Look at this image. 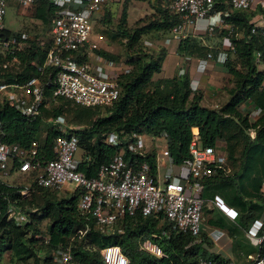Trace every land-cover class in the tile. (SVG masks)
I'll list each match as a JSON object with an SVG mask.
<instances>
[{"label": "trees", "instance_id": "obj_1", "mask_svg": "<svg viewBox=\"0 0 264 264\" xmlns=\"http://www.w3.org/2000/svg\"><path fill=\"white\" fill-rule=\"evenodd\" d=\"M150 4L155 9L156 18L145 25L133 30L118 27L110 34L104 33L111 41H124L123 63L129 67V71L118 81V99L105 109L102 116L93 118V109L72 105L61 97L52 99L51 89L44 87L48 106L43 109L41 117L26 120L17 111L0 104L1 140L5 144L24 148L36 141L40 146L39 154L47 160L52 159L51 143L58 133L52 127L49 128L44 119L64 115L67 122L86 126L77 132L78 150L82 151L77 171L87 178H93L99 167L107 164L120 147H123V157L127 162H147L150 173L155 174L152 155L140 157L130 154L120 143L114 147L105 145L103 139L110 133H144L153 138L164 137L172 163L180 164L189 160L188 145L195 128L201 146L224 144L227 161L233 167L229 174L217 170L206 179L202 183V198L212 199L218 195L228 205L238 208L242 217L236 218L235 222L243 228L245 223L259 217L264 209V196L260 192L264 178V71L256 70L254 62L255 53H259L264 65V38L248 34L249 14L246 11H234L225 20L234 31H241L244 36L231 38L233 51L228 54L223 65L232 81V86L227 90L228 100L219 108L209 109L200 105L201 95L197 90H190L185 75L176 74L167 80L151 81L152 75L160 71L166 52L162 51L154 57L144 53L140 38L149 33L167 37L177 18L159 2ZM55 8L42 0L33 9V17L42 25H49ZM19 32L23 31L15 33L5 30V35ZM202 40L184 38L177 43L176 53L180 56L204 57L207 51L213 49L204 45ZM47 47L48 39L44 42L29 39L28 48L24 50V64H19L16 74L12 71L0 75V78L10 82L15 77L21 83L35 76L34 64L42 63ZM95 53L108 60H118L106 52L98 50ZM240 105L259 110L257 120L249 123L247 114H241ZM248 129H253V139L249 138ZM32 186L37 188L40 203L35 201L33 192L29 198L20 200L15 189L0 182V264L5 252H8L10 262L13 260L23 264L31 260L37 264L39 251L48 252L58 246H69L73 258L79 264H101L99 252L107 246H118L128 264H196L199 258H220L207 251L210 243L206 237L192 238L179 234L159 218L124 217L116 223L112 234H101L89 220L79 215L76 208L77 192H67L66 196L56 199L48 193L61 191ZM7 202L35 209V212L29 213L30 221L16 226L7 220ZM42 220L48 221L45 240L38 237L37 225ZM232 227L236 231V227ZM84 229L87 231L83 235H77L78 231ZM162 231L166 232L167 237L161 235ZM144 239L156 244L164 257L142 252L138 241ZM70 242L72 244L69 245ZM259 250L264 251V240ZM43 264L54 263L47 257Z\"/></svg>", "mask_w": 264, "mask_h": 264}, {"label": "built area", "instance_id": "obj_2", "mask_svg": "<svg viewBox=\"0 0 264 264\" xmlns=\"http://www.w3.org/2000/svg\"><path fill=\"white\" fill-rule=\"evenodd\" d=\"M42 0H0V75L11 73L24 64V50L28 48V36L25 32L5 35L4 16L9 3L24 14L35 8ZM64 1V0H63ZM63 1L61 2L63 4ZM120 0H68V4L54 12L47 32L48 47L43 61L35 65L36 75L24 82H5L0 78V104L17 111L26 120L41 117L48 102L44 96V87L51 89L52 99L61 97L72 105L94 110V117L104 114L118 99L120 87L118 81L129 71L122 61L108 60L95 53V41L92 39V21L109 2ZM148 3L159 2L168 12L177 18L168 36L162 39L163 45L177 44L184 38L218 37V45L204 55V60L223 66L227 56L233 51L231 38H242L241 31H234L231 24L225 22L234 11H246L248 34L264 38V0H145ZM60 4V6L62 5ZM16 33V32H15ZM152 48V44H145ZM189 60L182 56V63ZM255 68L264 71L259 53L254 55ZM179 76L184 74V66L178 65ZM196 82L189 81L191 91L197 90ZM244 106V105H242ZM247 121L253 123L260 115L259 110L244 106ZM57 133L51 143L52 159H45L39 154V143L33 141L27 148L15 144H5L1 140L2 122L0 121V182L15 189L20 200L29 198L32 184L50 191L77 192L76 208L80 216L89 220L101 234L114 232L116 223L124 217L140 216L142 218H159L171 225L179 234L192 238H208L210 232L202 223V211L205 200L202 198L203 182L212 177L217 170L227 171V158L218 143L201 146L197 132L192 131L188 145L189 160L180 164L172 163L166 139L153 138L144 133H110L103 139L107 146L124 144L128 153L143 157L152 155L155 174L150 173L147 162H127L123 157V147L111 160L101 165L93 178L85 177L77 171L79 160L74 156L78 151L77 132L85 125L69 123L64 115L44 119ZM250 139L254 138L253 129H248ZM156 139L162 140L161 148L154 146ZM168 160L169 168L161 176L157 170L161 159ZM228 172V171H227ZM226 172V173H227ZM18 174L31 177L24 185H12L2 182L7 176ZM213 203L224 215L235 219L236 212L215 196ZM27 205L6 204V219L16 226L30 221ZM37 213V212H36ZM39 214V213H38ZM249 237L256 239L257 251L238 263L230 258H199L196 264H264V251L259 245L264 237L258 238L257 232L262 224L256 220ZM87 229L78 231L83 235ZM166 236L165 231L161 232ZM157 238V236H154ZM159 237V236H158ZM139 249L149 255L163 258L164 255L156 244L144 240ZM40 253L42 254L40 256ZM101 264H128L127 258L118 246H107L100 250ZM39 262L50 257L54 264H79L73 258L69 246H58L37 253ZM29 262V260H28ZM33 263V262H32Z\"/></svg>", "mask_w": 264, "mask_h": 264}, {"label": "crops", "instance_id": "obj_3", "mask_svg": "<svg viewBox=\"0 0 264 264\" xmlns=\"http://www.w3.org/2000/svg\"><path fill=\"white\" fill-rule=\"evenodd\" d=\"M46 1L51 6L56 7L55 11L68 4V0H66V5L65 0ZM62 1L63 4L61 3ZM60 4L62 5L60 6ZM202 42L204 41L202 40ZM176 47L177 44H171L169 46L165 56L163 57L160 71L152 75L151 81L155 82L157 80L160 81L172 78L174 75L178 74V65L182 64L184 66L183 75H185L188 81L194 80V82H196L195 84L197 91L201 95V106L214 109L219 106V103L217 104V102H221L222 105L227 102V90L230 88L228 86H230L232 83H230L231 77L227 73L226 69L223 66L215 65L212 62L204 60V57H189V60L186 63H182V56L176 53ZM24 60L25 56L23 58V61ZM241 106L242 105H240L239 109ZM195 132H197V130ZM158 140L160 139H156V141ZM162 145L163 142H161L159 148H161ZM218 145H220L223 149L224 144L218 143ZM161 160V165L157 170L159 176H161L163 172L169 168L168 160L165 158H162ZM227 167L228 172L225 171L224 173L227 172L226 174H229L231 167L229 165H227ZM261 191L262 190L260 188V192ZM215 196L220 198L224 204H226L229 208H232L236 213L238 212V214H236L235 219L232 220L224 215V213L219 210L216 205H214V196L212 199H204L205 203L203 208L205 207L207 209V213L202 215V223L207 228L208 232H210L209 237L207 238V241L210 243V249L207 251L209 253L217 254L223 258H230L238 263L240 261H244L247 256L253 255L258 249L256 239L247 235V230L249 228H251L253 231L258 225L255 223L252 226L254 221H260L263 226H261V228L258 230L257 237H264V209L259 217L251 219L249 222L245 223V225L243 224L244 226L242 228L235 222L236 218L239 219L242 217L240 216L242 213H240L238 208L228 205L220 196ZM232 226L236 227V231ZM226 227H228V229Z\"/></svg>", "mask_w": 264, "mask_h": 264}, {"label": "rangeland", "instance_id": "obj_4", "mask_svg": "<svg viewBox=\"0 0 264 264\" xmlns=\"http://www.w3.org/2000/svg\"><path fill=\"white\" fill-rule=\"evenodd\" d=\"M33 9H28L25 11V13L22 15L19 10L15 7L14 4L9 3L5 10V16H4V28L7 31L17 32V31H23L27 34L29 39H37L38 42H44L47 39V32L49 25H42L40 22H38L33 17ZM156 18V12L154 7L144 1V0H120L117 2H112L107 6H104L98 14L94 16V19L92 21V39L95 41V51H102L106 52L108 54H111L113 56H116L118 60L124 61V48L122 46V43L124 41H111L106 38L104 33L110 34L115 28H124L125 30H133L135 28H139L143 25H145L147 22L151 21L152 19ZM114 32V31H113ZM164 34H157V33H149L146 35L141 36L140 38V47H142V50L144 53L152 55L153 57L158 55L162 51H167L170 45H163L162 39ZM28 39V40H29ZM203 43L207 46H210L214 48L218 45V37H204ZM145 44H152V48L147 47ZM166 47V48H164ZM233 59V58H231ZM232 81L230 80V83ZM232 84L228 87H231ZM225 87V88H228ZM219 103V104H218ZM219 105L216 108H219L222 106L221 102H217ZM214 108V107H213ZM214 108V109H216ZM212 109V108H209ZM241 114L245 115L247 114V110L244 106H241L240 108ZM51 126L49 125V128ZM40 138H43V134L40 135ZM156 149L160 147L161 140H158L155 142ZM82 154L81 150H78L75 154L74 158L75 160H79L80 156ZM227 165L231 167V170L233 169L231 163L227 162ZM226 165V167H227ZM228 168V167H227ZM2 182H6L7 184L12 185H24L31 181V177L27 176H21L18 174H13L10 176H7L6 178L1 179ZM33 188V186H32ZM35 201L40 203V200H38V192L37 188H33L32 190ZM67 192H70L68 190H64L61 192L51 193L49 192L53 198L60 199L67 195ZM261 195L264 196V191H261ZM204 211V212H203ZM202 211V215L204 213H207V209L204 207ZM48 224L47 220H42L37 225V230L39 231V236L42 237L45 240L46 236V226ZM147 240V239H144ZM138 241L139 245L142 241ZM75 241V240H74ZM69 245L72 244V242L68 243ZM44 249V248H43ZM43 252H46V250H42ZM49 252V251H48ZM42 254L40 253V256ZM243 261H240L241 263ZM1 264H18L16 261L10 262L8 257V252H5ZM23 264H33L31 260L29 262Z\"/></svg>", "mask_w": 264, "mask_h": 264}, {"label": "clouds", "instance_id": "obj_5", "mask_svg": "<svg viewBox=\"0 0 264 264\" xmlns=\"http://www.w3.org/2000/svg\"><path fill=\"white\" fill-rule=\"evenodd\" d=\"M261 190L264 191V178L262 179V182H261ZM223 204H224V203H223ZM223 208L226 209V208H227V205L224 204V205H223ZM221 211H222V210H221Z\"/></svg>", "mask_w": 264, "mask_h": 264}, {"label": "bare ground", "instance_id": "obj_6", "mask_svg": "<svg viewBox=\"0 0 264 264\" xmlns=\"http://www.w3.org/2000/svg\"><path fill=\"white\" fill-rule=\"evenodd\" d=\"M193 131L195 132L196 130L194 129Z\"/></svg>", "mask_w": 264, "mask_h": 264}]
</instances>
